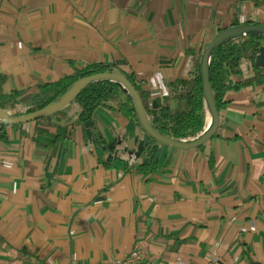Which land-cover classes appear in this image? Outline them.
<instances>
[{
  "label": "crops",
  "instance_id": "0c3cea01",
  "mask_svg": "<svg viewBox=\"0 0 264 264\" xmlns=\"http://www.w3.org/2000/svg\"><path fill=\"white\" fill-rule=\"evenodd\" d=\"M236 21L264 24V0H0V94L32 97L101 62L176 111L209 42ZM228 81L248 85L227 92L216 135L165 146L155 169L129 161L145 132L117 108L92 116L115 150L89 140L76 101L9 126L0 264L107 263L136 246L152 264H264V69L250 62ZM59 130L68 135L53 143Z\"/></svg>",
  "mask_w": 264,
  "mask_h": 264
},
{
  "label": "trees",
  "instance_id": "16d2710c",
  "mask_svg": "<svg viewBox=\"0 0 264 264\" xmlns=\"http://www.w3.org/2000/svg\"><path fill=\"white\" fill-rule=\"evenodd\" d=\"M246 23L255 24V22L252 21ZM238 24H240V22L236 21L232 25ZM262 45H264V35H251L236 40L226 41L214 51L210 66V78L219 109L226 103V94L229 90H240L248 85V82L242 81L230 84L228 81L229 74L241 73L240 64L244 58L250 60L255 72L264 69V67L255 66L256 56ZM117 70L115 66L106 63L99 62L89 64L85 68L77 70L74 74L64 76L57 82L42 86V91H48V98L40 106L31 108L26 112L18 113L23 114L32 112L55 101L61 97L73 83L82 77L103 72H115ZM125 75L141 94L151 123L159 132L184 139L194 137L203 130L206 124V112L200 62L196 66L191 89L188 90L185 96L182 95V98L185 99V105L184 107H179L176 111L172 109L170 96L157 98L152 102V105H149L146 101L147 94L143 88V80L139 79L134 73H125ZM178 83L185 85L190 82L181 79ZM23 93V91H14L10 94H0V107L7 110L14 109L15 105L18 103L19 97H21ZM75 101L81 104L83 108L80 115L83 123L89 120L93 121V112L98 107L105 106L108 108H117L130 117L132 121L139 124L132 100L119 86L110 81H96L87 85L79 93ZM114 101H116L117 104L112 106L110 102ZM18 125L19 124H15L14 126ZM9 126L10 125L4 124L0 120V142L5 144L10 140L8 131ZM92 129L94 145L108 147L109 143L107 139L97 130L94 121ZM67 135L68 133L65 130H59L54 135L53 143H58L60 140L67 137ZM158 147L159 145L156 144V141L150 139L149 144L142 153V157L148 160L142 163L140 167L141 170L155 169L157 167L158 162H155V156Z\"/></svg>",
  "mask_w": 264,
  "mask_h": 264
},
{
  "label": "water",
  "instance_id": "95a60500",
  "mask_svg": "<svg viewBox=\"0 0 264 264\" xmlns=\"http://www.w3.org/2000/svg\"><path fill=\"white\" fill-rule=\"evenodd\" d=\"M251 35H264V24L243 23L232 25L230 27L222 29L207 45L201 57L200 63L203 96L205 108L207 109L209 114V120L207 118V122L203 130L194 137L184 139L176 138L174 136L161 133L157 129H155L151 123V119L148 115L147 108L141 94L131 83L125 73L121 72L120 70H117L115 72L97 73L82 77L75 83H73L61 97L32 112L20 114L14 110H7L0 107V120L4 124L11 126L15 124H24L32 121H37L39 119L49 117L58 113L66 106L74 102L79 93L87 85L96 81H110L119 86L123 90V92L132 100V103L136 109L139 124L142 130L145 132V136L143 138H136L138 147L134 152H131V154H135L136 159H140L142 157L144 149L149 144L150 139H153L159 144L158 151L155 156V162H158L165 146L190 150L204 145L216 135L220 125V112L217 106L216 96L210 78L212 55L214 51L224 42ZM240 65L243 70H247L250 65L249 59L244 58L243 62ZM255 66L264 67V45L260 46L259 53L256 56ZM85 126L87 128L88 138L89 140H92L93 121H87L85 123ZM117 144H121V141L114 140L109 144V148L111 150H115ZM147 160V158H144V162H146Z\"/></svg>",
  "mask_w": 264,
  "mask_h": 264
},
{
  "label": "built area",
  "instance_id": "2783aa9c",
  "mask_svg": "<svg viewBox=\"0 0 264 264\" xmlns=\"http://www.w3.org/2000/svg\"><path fill=\"white\" fill-rule=\"evenodd\" d=\"M127 157L131 162L137 160L135 154H130V155L128 154ZM71 264H79V263L73 262ZM99 264H152V263L148 259V254L146 253V251L140 246H136L125 257L121 259H117L107 263H99ZM158 264H162V263H158Z\"/></svg>",
  "mask_w": 264,
  "mask_h": 264
},
{
  "label": "rangeland",
  "instance_id": "374dc122",
  "mask_svg": "<svg viewBox=\"0 0 264 264\" xmlns=\"http://www.w3.org/2000/svg\"><path fill=\"white\" fill-rule=\"evenodd\" d=\"M48 96H49L48 91H41L40 93L32 97L26 96L18 100V103L15 105V108L12 110L16 112H26L31 108H36L40 106L48 98Z\"/></svg>",
  "mask_w": 264,
  "mask_h": 264
},
{
  "label": "bare ground",
  "instance_id": "6f19581e",
  "mask_svg": "<svg viewBox=\"0 0 264 264\" xmlns=\"http://www.w3.org/2000/svg\"><path fill=\"white\" fill-rule=\"evenodd\" d=\"M208 120H209V116H208Z\"/></svg>",
  "mask_w": 264,
  "mask_h": 264
}]
</instances>
